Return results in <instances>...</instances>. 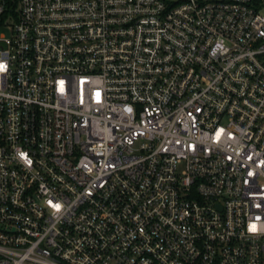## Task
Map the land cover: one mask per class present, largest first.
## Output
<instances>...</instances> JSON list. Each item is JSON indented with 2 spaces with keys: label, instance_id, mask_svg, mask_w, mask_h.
Instances as JSON below:
<instances>
[{
  "label": "built area",
  "instance_id": "1",
  "mask_svg": "<svg viewBox=\"0 0 264 264\" xmlns=\"http://www.w3.org/2000/svg\"><path fill=\"white\" fill-rule=\"evenodd\" d=\"M4 22L0 264H264V0Z\"/></svg>",
  "mask_w": 264,
  "mask_h": 264
},
{
  "label": "rangeland",
  "instance_id": "2",
  "mask_svg": "<svg viewBox=\"0 0 264 264\" xmlns=\"http://www.w3.org/2000/svg\"><path fill=\"white\" fill-rule=\"evenodd\" d=\"M7 22H4L3 25H0V35H4V36H8V32L7 30L5 29L4 25L6 24Z\"/></svg>",
  "mask_w": 264,
  "mask_h": 264
},
{
  "label": "snow or ice",
  "instance_id": "3",
  "mask_svg": "<svg viewBox=\"0 0 264 264\" xmlns=\"http://www.w3.org/2000/svg\"><path fill=\"white\" fill-rule=\"evenodd\" d=\"M3 68H4V66H3L2 64H0V71H3ZM56 207H57V209H58L59 206L57 205ZM251 230H252V231H255V225H252V226H251Z\"/></svg>",
  "mask_w": 264,
  "mask_h": 264
}]
</instances>
